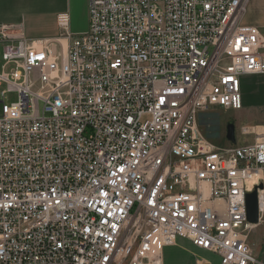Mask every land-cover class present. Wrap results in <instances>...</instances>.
I'll use <instances>...</instances> for the list:
<instances>
[{"label": "built area", "instance_id": "1", "mask_svg": "<svg viewBox=\"0 0 264 264\" xmlns=\"http://www.w3.org/2000/svg\"><path fill=\"white\" fill-rule=\"evenodd\" d=\"M248 2L88 0L66 45L0 26V264H163L178 238L264 264L247 241L264 134L217 147L198 124L240 110V78L264 75Z\"/></svg>", "mask_w": 264, "mask_h": 264}, {"label": "crops", "instance_id": "2", "mask_svg": "<svg viewBox=\"0 0 264 264\" xmlns=\"http://www.w3.org/2000/svg\"><path fill=\"white\" fill-rule=\"evenodd\" d=\"M87 10L88 0H0V26L15 27L29 40L59 39L66 45L69 41L65 33L76 36L87 31ZM60 16L66 17L65 30L59 26ZM242 22L259 28L264 34V0H249ZM255 81L264 85V75L240 78L244 105L248 103L247 86ZM262 90L264 95V86ZM261 100L264 102V99ZM163 264H220V259L194 247L188 240L178 238L175 244L164 249Z\"/></svg>", "mask_w": 264, "mask_h": 264}, {"label": "rangeland", "instance_id": "3", "mask_svg": "<svg viewBox=\"0 0 264 264\" xmlns=\"http://www.w3.org/2000/svg\"><path fill=\"white\" fill-rule=\"evenodd\" d=\"M2 65L0 53V68ZM263 82H252L247 86L246 100L247 105L242 103L240 110H222L219 108L210 109L199 116V128L204 135L208 137V141L217 147H228L229 143L225 140V126L228 123L234 125L236 145L242 143H252L255 135L248 136L241 135V128H255V125L264 126V99L262 87ZM1 90H4L2 87ZM5 104L10 105L17 101V96L14 93H7L5 96ZM215 128L218 131V137L212 136L211 129ZM205 137V138H206ZM264 220V218H263ZM248 245L251 248L253 255L260 259L264 251V221L259 223L257 227L252 229L248 235Z\"/></svg>", "mask_w": 264, "mask_h": 264}, {"label": "water", "instance_id": "4", "mask_svg": "<svg viewBox=\"0 0 264 264\" xmlns=\"http://www.w3.org/2000/svg\"><path fill=\"white\" fill-rule=\"evenodd\" d=\"M225 140L231 144L235 145V129L234 125L228 123L225 126ZM263 185L260 184L258 187L254 188V190L245 195V215L246 222L249 225H257L259 222V210H258V201H257V190H261ZM260 262H264V251L262 256L260 257Z\"/></svg>", "mask_w": 264, "mask_h": 264}, {"label": "bare ground", "instance_id": "5", "mask_svg": "<svg viewBox=\"0 0 264 264\" xmlns=\"http://www.w3.org/2000/svg\"><path fill=\"white\" fill-rule=\"evenodd\" d=\"M248 131H254L257 134V138H261L264 134V126H257L255 128H249Z\"/></svg>", "mask_w": 264, "mask_h": 264}, {"label": "trees", "instance_id": "6", "mask_svg": "<svg viewBox=\"0 0 264 264\" xmlns=\"http://www.w3.org/2000/svg\"><path fill=\"white\" fill-rule=\"evenodd\" d=\"M211 132H212V136H214L215 138L218 137V131L214 127L211 129ZM208 137H206V138L208 139Z\"/></svg>", "mask_w": 264, "mask_h": 264}]
</instances>
